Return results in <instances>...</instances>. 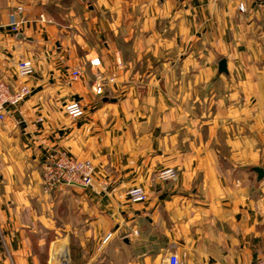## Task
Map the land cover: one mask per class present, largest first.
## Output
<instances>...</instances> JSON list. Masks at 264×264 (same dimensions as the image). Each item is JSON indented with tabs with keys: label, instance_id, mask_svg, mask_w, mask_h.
Instances as JSON below:
<instances>
[{
	"label": "crops",
	"instance_id": "crops-1",
	"mask_svg": "<svg viewBox=\"0 0 264 264\" xmlns=\"http://www.w3.org/2000/svg\"><path fill=\"white\" fill-rule=\"evenodd\" d=\"M0 75V264L264 260V0H0ZM61 153L93 180L44 193Z\"/></svg>",
	"mask_w": 264,
	"mask_h": 264
},
{
	"label": "built area",
	"instance_id": "built-area-1",
	"mask_svg": "<svg viewBox=\"0 0 264 264\" xmlns=\"http://www.w3.org/2000/svg\"><path fill=\"white\" fill-rule=\"evenodd\" d=\"M219 2L221 0H211ZM240 10H243V4L238 5ZM22 11V7L17 6L15 10L10 13V30L16 32L19 23L15 20V14ZM42 20L43 18L40 17ZM92 64H98V58L91 60ZM33 71L30 60H20L17 63V76L26 78L31 75ZM78 71H72L73 78H76ZM97 93L101 92V86L95 87ZM30 93L26 84L20 85L17 89H12L9 83L0 75V120H3L6 115V108L8 106L16 105L22 101ZM64 112L72 118L80 117L83 114V108L78 101H70L65 104ZM176 170L172 167L160 170L157 174L158 178L166 181L176 177ZM94 176V167L90 160L79 159L71 157L64 153L56 155V157L45 166L41 176V187L44 193H48L58 186H72L81 185L88 186ZM127 195L132 202H141L146 199V193L141 186H133L128 189ZM168 264H179L176 254L171 253L167 257ZM251 264H264V260L257 259Z\"/></svg>",
	"mask_w": 264,
	"mask_h": 264
},
{
	"label": "water",
	"instance_id": "water-1",
	"mask_svg": "<svg viewBox=\"0 0 264 264\" xmlns=\"http://www.w3.org/2000/svg\"><path fill=\"white\" fill-rule=\"evenodd\" d=\"M218 71L219 72H226V61L225 59H220L218 62ZM257 175V179H261L264 175V171L259 167H254L253 169Z\"/></svg>",
	"mask_w": 264,
	"mask_h": 264
},
{
	"label": "rangeland",
	"instance_id": "rangeland-1",
	"mask_svg": "<svg viewBox=\"0 0 264 264\" xmlns=\"http://www.w3.org/2000/svg\"><path fill=\"white\" fill-rule=\"evenodd\" d=\"M72 157V156H71ZM76 158V157H75ZM80 159V158H79ZM42 176V175H41ZM49 193V192H48Z\"/></svg>",
	"mask_w": 264,
	"mask_h": 264
}]
</instances>
